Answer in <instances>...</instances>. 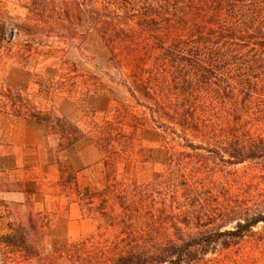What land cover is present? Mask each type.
Segmentation results:
<instances>
[{"label": "rangeland", "instance_id": "374dc122", "mask_svg": "<svg viewBox=\"0 0 264 264\" xmlns=\"http://www.w3.org/2000/svg\"><path fill=\"white\" fill-rule=\"evenodd\" d=\"M143 3L0 0V264H86L67 249L116 233L111 224L120 208L106 190L115 182L108 179L109 173L122 183L119 192L127 188L136 194L135 186H141L136 189L146 191L157 208L176 215L186 239L201 230L181 223L186 211L199 208L184 181L200 179L214 193L225 187L249 205L264 199L262 160L231 165L222 161L229 159L227 154L221 153V158L188 146L213 150L226 145L233 126L239 133L264 139V78L253 102L237 106L242 117L229 116L231 111L208 116L207 123L222 125H216L220 131L209 142L173 124L177 134L166 133L163 125L169 121L150 110L152 102L137 90L136 97L131 94L148 75L144 69L154 66L160 54L134 19L127 20ZM125 21L138 32L134 39L109 41L105 32L113 34ZM236 57L244 63L250 60L242 53ZM243 66H237L235 79L264 75L250 63ZM167 77L176 102V83L169 73ZM32 115L49 120V125ZM57 119L73 123L84 136L60 146L54 130ZM62 167L74 175L80 189L102 193L106 214L96 209L102 207L99 200L89 210L61 186ZM169 233L180 242L179 232ZM12 234L11 243L2 242ZM218 239L184 264H264L263 222L240 238Z\"/></svg>", "mask_w": 264, "mask_h": 264}, {"label": "trees", "instance_id": "16d2710c", "mask_svg": "<svg viewBox=\"0 0 264 264\" xmlns=\"http://www.w3.org/2000/svg\"><path fill=\"white\" fill-rule=\"evenodd\" d=\"M143 1L141 11L130 14L127 20L134 19L140 33L153 39V47L160 54L155 58L154 66L144 69L148 75L134 85V92L130 87L131 94L136 97L137 90L152 102L154 107L150 110L169 121L163 125L166 133L177 134L176 128L170 125L173 124L184 133L192 132L194 137L209 142L220 131L216 125H222L207 123L210 121L208 116L231 111L229 116L235 115L238 119L242 116L238 114L237 106L251 104L260 90L264 75L245 79L238 75L239 79H235L233 74L237 66L244 67L245 63L260 70L257 74H264V0ZM134 32L138 33L125 21L123 26L117 24L113 28V34H105L109 41L111 37L124 41L133 40ZM240 53L250 60L242 62L236 57ZM167 73L173 76L177 86L176 102L172 99L174 93ZM240 95L243 98L238 103ZM32 116L49 125V120ZM235 128L231 127L232 132L228 134L232 137L226 145H217L213 150L193 143L188 146L194 151L215 152L221 158V153L227 154L229 159L222 161L231 165L253 159L264 162V139L251 137L247 131L239 133ZM54 130L62 147L70 146L84 136L67 120L57 119ZM195 155L202 156L197 152ZM60 171V183L65 190L74 193L89 210L99 200L102 207L96 209L106 214L107 201L102 193L80 189L72 173L64 167ZM108 179L115 182L106 190L115 197L120 208L118 219L111 224L116 233L109 236L105 233L97 239L93 237L66 247L86 264H184L192 256L208 250L219 237L240 238L259 223H264V199L249 205L238 196L230 195L225 187L214 193V188L206 187L204 181L192 178L184 184L194 193L192 198L199 208L186 211V219L181 223L185 226L192 223L202 235L188 234L186 239L176 215L166 212V207L157 208L146 191L136 189L141 186H135L136 194L129 193L127 188L122 189V193L119 192L122 183L110 178V173ZM170 229L179 232V243L171 238ZM14 235L3 237L2 242L11 243Z\"/></svg>", "mask_w": 264, "mask_h": 264}]
</instances>
